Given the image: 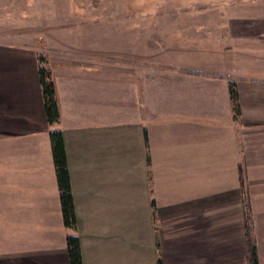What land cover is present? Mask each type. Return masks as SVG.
I'll return each instance as SVG.
<instances>
[{
  "label": "crops",
  "instance_id": "1",
  "mask_svg": "<svg viewBox=\"0 0 264 264\" xmlns=\"http://www.w3.org/2000/svg\"><path fill=\"white\" fill-rule=\"evenodd\" d=\"M169 4L200 14L194 27L208 29L204 45L218 51L184 58L172 47L170 66L106 70L55 58L48 41L0 37V264H69L71 233L83 264H250L244 197L264 261V0ZM201 60L221 64L192 67ZM40 66L52 84L53 124ZM52 129L64 139L75 230L62 222Z\"/></svg>",
  "mask_w": 264,
  "mask_h": 264
},
{
  "label": "rangeland",
  "instance_id": "2",
  "mask_svg": "<svg viewBox=\"0 0 264 264\" xmlns=\"http://www.w3.org/2000/svg\"><path fill=\"white\" fill-rule=\"evenodd\" d=\"M169 1L0 0V37L17 38L37 46H44L48 41L50 48L45 44V52L47 49L56 52L55 58L74 63L97 62L99 69L106 70L142 63L170 66L177 62L170 58L172 47L184 48V58H191L194 52L200 55L204 48L218 51V45H204L211 40L205 35L208 29L194 27L200 14L171 11ZM157 6L163 9H156ZM183 20H188L193 27L174 28L173 22ZM179 62L192 65L188 59L182 58ZM198 63L192 67L215 70L221 64L211 63L213 67L208 68L209 65L201 64L202 60ZM35 139L40 144L43 138L36 136ZM22 142L28 143V140L17 141L16 147ZM2 143L6 147V142L0 140L1 149ZM9 148H13V143Z\"/></svg>",
  "mask_w": 264,
  "mask_h": 264
},
{
  "label": "trees",
  "instance_id": "3",
  "mask_svg": "<svg viewBox=\"0 0 264 264\" xmlns=\"http://www.w3.org/2000/svg\"><path fill=\"white\" fill-rule=\"evenodd\" d=\"M40 82L42 93L45 102V113L47 122L53 124L58 120V112L53 96L52 84L49 78L48 71L43 67H39ZM230 96L233 102L234 114H239L238 93L233 82L229 84ZM50 147L54 171L58 186L60 207L62 213V222L64 226L70 230L76 229V217L74 212L73 196L70 186V175L66 159V151L62 132L59 129H52L49 133ZM244 222L248 240V251L250 264H258L256 246L251 238L253 222L250 213V207L244 197ZM66 252L69 264H83L80 248V240L77 234L71 233L66 237ZM158 264H161L160 259Z\"/></svg>",
  "mask_w": 264,
  "mask_h": 264
}]
</instances>
